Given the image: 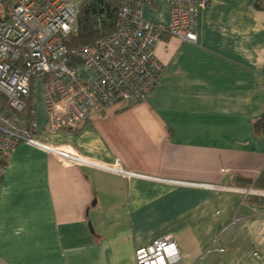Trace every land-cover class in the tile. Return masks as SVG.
<instances>
[{
	"label": "crops",
	"instance_id": "0c3cea01",
	"mask_svg": "<svg viewBox=\"0 0 264 264\" xmlns=\"http://www.w3.org/2000/svg\"><path fill=\"white\" fill-rule=\"evenodd\" d=\"M142 17L167 25L169 0H145ZM155 55L162 77L145 101L97 104L49 131L39 87L36 123L42 141L173 182L20 143L4 155L0 264H134L136 248L165 235L183 264H264V0H210L197 42L165 34Z\"/></svg>",
	"mask_w": 264,
	"mask_h": 264
},
{
	"label": "built area",
	"instance_id": "2783aa9c",
	"mask_svg": "<svg viewBox=\"0 0 264 264\" xmlns=\"http://www.w3.org/2000/svg\"><path fill=\"white\" fill-rule=\"evenodd\" d=\"M83 1L0 0V182L6 169L4 155L20 143L38 147L62 163L170 181L104 165L42 141L36 123V93L40 87L49 131L70 129L85 121L97 104L108 107L145 101L163 72L156 44L165 34L197 42L200 12L210 0H169L167 25L142 17L145 0H121L111 33L69 50L67 42ZM80 66L90 71V78L83 77ZM134 264L183 263L173 237L165 235L136 248Z\"/></svg>",
	"mask_w": 264,
	"mask_h": 264
},
{
	"label": "trees",
	"instance_id": "16d2710c",
	"mask_svg": "<svg viewBox=\"0 0 264 264\" xmlns=\"http://www.w3.org/2000/svg\"><path fill=\"white\" fill-rule=\"evenodd\" d=\"M120 1L84 0L79 7L76 29L70 34L67 42L68 49H77L102 35L111 33L114 29L116 11ZM254 126L256 129L259 128V121L254 123ZM254 186L264 189V168L255 180Z\"/></svg>",
	"mask_w": 264,
	"mask_h": 264
}]
</instances>
